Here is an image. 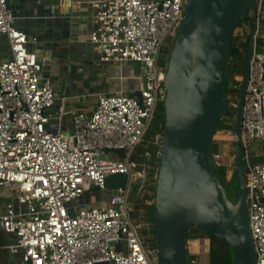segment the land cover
I'll use <instances>...</instances> for the list:
<instances>
[{"label": "built area", "instance_id": "2783aa9c", "mask_svg": "<svg viewBox=\"0 0 264 264\" xmlns=\"http://www.w3.org/2000/svg\"><path fill=\"white\" fill-rule=\"evenodd\" d=\"M256 1L242 143L247 215L256 264H264V161H249L252 150L264 155V150L252 149L264 141V0ZM79 2L59 0V6L67 9ZM90 4L94 23L90 40L101 59L144 65L137 89L140 98L122 88L99 93L90 113L68 111L75 130L65 133L49 128L57 95L42 76L45 59L29 47L38 39L15 25L7 0H0V34L9 47L8 57L0 59V188L9 193L0 198V230L16 237L6 248L20 253L22 264L157 263L156 245L142 231L150 230L151 224L131 217L132 186L139 174L146 184L148 167L130 156L166 97V63L161 64L160 57L167 39L177 34L185 0H91ZM242 26L245 30L239 34L245 37L251 24ZM228 100L236 119L238 102L232 94ZM65 112L61 105L58 113ZM221 133L236 137L232 130ZM162 137L154 138L160 149ZM112 149H123L124 156L108 152ZM234 154L233 146L213 153L212 161L226 166L228 175ZM115 173L127 175L125 187L106 186V177ZM87 194L94 196L88 206L74 204Z\"/></svg>", "mask_w": 264, "mask_h": 264}, {"label": "water", "instance_id": "95a60500", "mask_svg": "<svg viewBox=\"0 0 264 264\" xmlns=\"http://www.w3.org/2000/svg\"><path fill=\"white\" fill-rule=\"evenodd\" d=\"M256 0H185V14L165 67V127L154 192L156 264H191L187 240L192 228L212 233L233 250L234 264H256L255 242L246 209L245 149L242 113L254 50ZM251 16L246 63L235 119V162L238 197L234 202L214 172L210 148L229 100L227 67L232 37L241 20ZM146 82L143 80V86ZM140 98V91L130 92ZM74 124L71 133H74ZM119 157L123 149H112ZM251 163L264 155L250 152ZM127 175L106 177L109 189L125 187ZM144 175L132 186L141 194ZM142 236V234H141Z\"/></svg>", "mask_w": 264, "mask_h": 264}, {"label": "crops", "instance_id": "0c3cea01", "mask_svg": "<svg viewBox=\"0 0 264 264\" xmlns=\"http://www.w3.org/2000/svg\"><path fill=\"white\" fill-rule=\"evenodd\" d=\"M77 1L80 2L66 9L59 6V0H7L16 18L15 25L38 39L36 44L29 47L37 52L40 59H45L42 76L51 82L57 95L55 105L49 112V128L65 133H71L73 126L69 110L90 113L99 93H112L118 88L130 93L140 88L139 84L134 83L137 76H133L134 70L140 68L138 64H117L101 59L90 40L94 29L91 0ZM8 55L7 39L0 34V59ZM61 105L66 110L63 114L58 113ZM221 135L217 139L216 152L227 151L222 149ZM87 197L89 201L94 196ZM88 201L85 199L84 202ZM102 201L107 203V198ZM132 207L133 204L131 210ZM15 241L14 235L0 230V264H22L21 254L6 248Z\"/></svg>", "mask_w": 264, "mask_h": 264}, {"label": "trees", "instance_id": "16d2710c", "mask_svg": "<svg viewBox=\"0 0 264 264\" xmlns=\"http://www.w3.org/2000/svg\"><path fill=\"white\" fill-rule=\"evenodd\" d=\"M243 23L251 24V16H247L239 23L238 27H240ZM237 27V28H238ZM249 32L246 34V39L244 41L241 35H233L231 42V52L229 56V62L227 67V85L233 80V87L227 88V95L232 94L235 101L238 102L240 95V86L241 81L236 78L242 76L243 69L246 63V56L248 50L249 43ZM174 38H169L166 41L167 43L173 44ZM261 45V41H259V46ZM166 45L163 46V48ZM170 52L169 48H164V52L161 54L160 63L165 64L168 58V54ZM164 102L159 103L157 105L156 111L152 118V121L146 131L143 140L137 145L134 151L131 153L130 159L136 161L141 164H145L148 167V178L146 184L141 193L144 192L143 197L139 201H134V205L131 210V217L134 222H139L141 218L143 220H149L148 222L151 224L150 230L143 228L144 235L149 233L152 234V237H149V242L152 245H156V235H155V214H154V204H144L145 201H151L154 199V192L156 187V176H157V168L159 163V157L157 156V152L160 149V146L155 143V136L160 134L163 136L164 127H165V119H164ZM234 108H227L225 116L219 119L217 129L215 135L226 131L232 130L235 131V119H234ZM214 135V137H215ZM219 141L214 138L211 144L210 153L211 160L212 154L218 150ZM213 163L214 172L219 176L221 183L225 186H229L233 192H237L238 190V180H237V172L235 170V174L232 175L231 179H228L226 166H217ZM141 197V196H140ZM141 211L143 214H140ZM203 237L204 239H199L194 241V249L204 251L206 249L207 241L205 237H209L210 239V249H209V262L208 264H234L235 256L233 250L230 245L220 238L216 237L212 233H209L206 230H202L198 227L192 228L190 230L188 238L191 236ZM191 264H195L196 256L190 255L187 251Z\"/></svg>", "mask_w": 264, "mask_h": 264}, {"label": "rangeland", "instance_id": "374dc122", "mask_svg": "<svg viewBox=\"0 0 264 264\" xmlns=\"http://www.w3.org/2000/svg\"><path fill=\"white\" fill-rule=\"evenodd\" d=\"M244 29V26L242 27H239V28H236L234 34L235 35H238L239 33H241ZM250 33V31H249ZM240 35V34H239ZM246 38V37H243V39ZM246 40V39H245ZM166 46L164 48H169L171 50V47H172V44L171 43H167L165 44ZM164 50V49H163ZM164 52V51H163ZM132 66V65H131ZM138 67H140L139 69H135L134 70V74L133 76H137L136 77V80L134 81L135 84H139V86L142 85V82L140 81L139 77H142L143 76V71H144V65L143 64H138ZM242 79V76H239V80L241 81ZM133 82V81H132ZM237 112V110H236ZM220 136V133L215 135L214 138L218 139ZM223 137V148L222 149H229L231 150L234 146V141H235V137H230L228 135H221ZM235 148V147H234ZM261 149V150H264V141H260L258 142V145L257 146H252V149ZM230 167H229V177L228 179H231L232 178V175L235 174V170H236V162L235 160H233L232 158L230 159ZM227 169V168H226ZM157 177V176H156ZM6 194L7 196L9 195L8 193V190L4 189V188H0V195L2 194ZM235 197L238 196V192H233ZM144 195V192L140 194V199L143 197ZM88 195H86V197L84 196L83 198H81L80 200H76L74 202V204L80 206V207H86L88 206L89 204H87L85 201V199H87L88 201ZM91 196V195H90ZM92 197V196H91ZM137 199V196L136 195H133L132 197V203H134V201ZM91 201V200H89ZM154 203V199L151 200V201H145L144 204H152ZM140 214H143V212L141 211ZM140 220H142V222H146L147 220H144L143 221V218H141ZM149 221V220H148ZM150 222V221H149ZM151 233V232H149ZM150 237H152V234H150ZM199 239H204L203 237H197V236H194V235H191L188 240H187V251L190 255H193V256H196V262L195 264H207V262L209 261V256H208V253H209V249H210V239L209 237H205L206 241H207V244H206V249L204 251H201V250H197V249H194V241L195 240H199Z\"/></svg>", "mask_w": 264, "mask_h": 264}, {"label": "flooded vegetation", "instance_id": "af4514ba", "mask_svg": "<svg viewBox=\"0 0 264 264\" xmlns=\"http://www.w3.org/2000/svg\"><path fill=\"white\" fill-rule=\"evenodd\" d=\"M163 51H164V50L162 49V52H163ZM226 189H227L228 195H229V197L231 198V200H233L234 202H236L238 196L235 197L233 191L230 189L229 186H226ZM141 192H142V190H141ZM133 195H136V196H137L136 201H139V200H140V195H139V194H134V193H133ZM132 204L134 205V203H132Z\"/></svg>", "mask_w": 264, "mask_h": 264}]
</instances>
